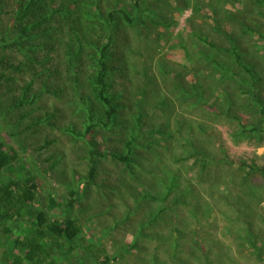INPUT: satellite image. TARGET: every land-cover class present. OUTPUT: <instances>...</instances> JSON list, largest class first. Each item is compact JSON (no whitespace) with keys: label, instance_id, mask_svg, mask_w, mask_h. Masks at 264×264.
<instances>
[{"label":"rangeland","instance_id":"obj_1","mask_svg":"<svg viewBox=\"0 0 264 264\" xmlns=\"http://www.w3.org/2000/svg\"><path fill=\"white\" fill-rule=\"evenodd\" d=\"M132 2L78 0L70 15L51 12L50 20L29 15L28 27L36 20L49 29L43 37L36 35L38 26L29 29L32 37L25 41L48 42V49L33 54L41 62H30L0 42V140L36 176L41 192L34 207L50 208L59 220L76 218L88 242L104 249L108 264H205L204 259L207 264H264V256L248 243L239 246L233 232H223L218 215L210 225L203 218L197 223L188 215L190 206L172 203L178 195L190 203L196 195L206 201L210 178H219L227 166L264 165V139L243 135L240 125L263 126L259 8L233 6L232 0H142L145 11L137 16ZM118 6L134 18L132 24L122 19ZM14 8L11 0L3 7L0 39ZM226 10L234 16H225ZM232 41L244 64L253 67L254 78L235 63ZM106 42L107 93L117 107L109 123L101 121L104 107L88 87L98 49ZM207 101L215 102L213 108L205 106ZM128 141V167L105 155L124 153ZM11 175L5 170L2 178ZM171 178H177V189L165 197ZM160 206L163 212L149 222V211L156 213ZM259 206L264 215V202ZM194 241L206 250L212 247L209 255H201ZM16 253L0 232V264Z\"/></svg>","mask_w":264,"mask_h":264},{"label":"trees","instance_id":"obj_2","mask_svg":"<svg viewBox=\"0 0 264 264\" xmlns=\"http://www.w3.org/2000/svg\"><path fill=\"white\" fill-rule=\"evenodd\" d=\"M11 1L15 3V8L11 11V19L4 30L3 37L0 39L1 47L15 48L30 62H41L42 60L37 59V55L33 54H38L37 52L39 50L48 49V42L27 45L25 41L32 37L27 34L29 29L38 26L37 28L39 30L36 35L39 37L48 36L47 31L49 29L45 26H39L41 22L36 20L28 27L25 23L26 20L31 14L39 16L46 15L47 20L51 19L49 16L51 12H59L63 16L70 15L71 5L78 2V0H70L68 2L69 5L62 7L54 4V0ZM132 1L135 14L137 16L139 14L143 15L145 9L141 8L142 0ZM8 2L9 0H0V14ZM251 2H254V4ZM232 5L242 6V8H246L247 10L250 6H256L259 8L258 13L260 16L264 18V0H232ZM117 12L121 14L122 19L127 23L132 24L134 22V18L130 17L128 11L123 7L118 6ZM224 12L225 16L230 15V18L234 16L228 10ZM213 15H216L215 10H213ZM110 18L113 19L112 17ZM248 28L257 34H261L258 28L251 25ZM16 29H19L18 33ZM109 46L110 44L106 42V44H103L98 49V56L95 58L96 72L91 74L88 83V87L94 98L104 107L100 119L101 121L102 119L106 120L107 123L113 121L117 112L116 104L114 105L111 97L107 93L108 67L106 63ZM231 51L235 63L242 67L249 76L254 78L253 67L250 64H244L242 55L233 41ZM72 56V51L69 49L67 51V60L69 63L71 62ZM50 58L51 56L45 59ZM209 59L215 63L216 67L223 69L225 72H229L226 66L215 58ZM8 68L17 70L19 66L10 65ZM232 73L238 77L242 75L239 71H233ZM214 104V101H207L205 106L207 108H213ZM259 113L261 114L263 126L258 128L252 124H244V122H241V133L243 135H247L248 137H254L256 135L259 139H264V135H262L264 133V107H260ZM91 129L92 124L88 127V130ZM90 142L92 144L95 143L93 140H90ZM131 152V142L128 141L125 142L124 153L105 152V155L109 154L113 159L128 167L132 161ZM228 159L229 157L227 155L226 160ZM229 163L230 165L232 164L230 160ZM24 169L25 163L20 158L18 152L13 148L7 149L5 143L0 140V232L9 237L12 248L18 252L13 258L8 259V264H92L93 262L94 264H108L109 258L105 255L104 249L94 245V243L88 242L87 232L76 218L70 215H63L62 219L59 220L49 214L48 210L50 208L36 209L34 207L41 189L36 176L26 169L24 172ZM224 169L225 171L221 172L222 174L219 178H210L211 185L207 192L206 201L201 202L200 197L196 195L194 201L190 203L186 199V201H183L180 198L181 195H178L172 198V203L177 205L187 204L190 206L188 215L194 221L196 220L197 223L203 218L206 220V224L210 225L215 223V220L211 217L218 215L221 221L225 223V230L223 232H233V239L239 246H242L243 243H248L249 247L259 252V256H264V229L257 228L258 223L264 226V215L259 206V204L264 202V165L255 166L252 163L241 161L236 169L230 168L229 166ZM227 169L229 172H227ZM5 170L12 174L8 179L2 178ZM22 171L23 174H21ZM258 172L259 175H257ZM176 180L177 178H171L169 180L171 184L168 186L165 197L169 194L171 195L173 190L177 189L178 184ZM53 205L54 202L51 201V206ZM163 210L164 207L161 208V206L157 208L156 213L150 210L148 213L149 222L159 217V214ZM25 222H29L30 226H27ZM20 225H24L26 228L21 232L19 230V232H14V229ZM146 236L151 238L153 234ZM161 236L163 237V235ZM155 238L158 237L155 236ZM158 239L160 240V238ZM194 245L203 256H206L208 251L212 250V247L206 250V247L198 245L195 241ZM57 254L62 255L61 260H59ZM217 256L222 257L223 253L217 254ZM204 261L207 264L206 259Z\"/></svg>","mask_w":264,"mask_h":264}]
</instances>
